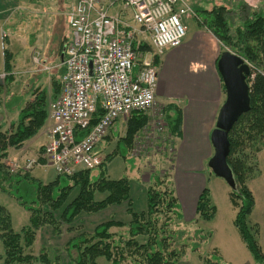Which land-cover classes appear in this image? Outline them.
<instances>
[{"label":"trees","instance_id":"16d2710c","mask_svg":"<svg viewBox=\"0 0 264 264\" xmlns=\"http://www.w3.org/2000/svg\"><path fill=\"white\" fill-rule=\"evenodd\" d=\"M226 12L223 5L205 10L206 27L219 41L235 50L255 68L246 77L250 108L237 119L228 133L229 153L226 161L234 181L229 197L237 209L232 224L254 262L264 264V252L255 237L258 230L256 225L248 223L255 201L247 184L249 179L259 173L257 153L264 148V7L260 11L253 10L250 15L246 13L241 24L233 31H230L224 16ZM139 46L148 49L144 44ZM11 60L12 54L4 48L5 85H9L13 79L9 72ZM157 61L155 58L154 62ZM57 89L59 92V83L53 82L54 95ZM222 91L225 93L223 84ZM19 99L20 96L8 98L4 103L5 108L8 111L15 109L21 101ZM46 104L45 92L40 91L19 110L17 122L11 124L10 131L0 130V159L6 157L9 147L20 148L41 129L47 119ZM98 115L100 109L95 114ZM160 117L165 121L171 136L174 138L178 135L179 106L175 102L164 104L160 108ZM149 119L145 111L131 112L120 142L97 168L117 155L127 157L128 147H131L136 134L147 125ZM120 143L124 147L122 151L119 150ZM7 169L5 163L0 161V192L13 198L30 214L28 223L15 231L10 213L0 205V241L3 248L0 264H62L58 256L50 258L46 249L38 254L29 252L36 239V230L51 225L57 231L59 222L70 224L82 212H99L121 202L129 204L127 211L130 218L127 222L110 218L97 223L92 231L80 230L68 239L64 248L71 264H97L99 257L106 259L109 264H176L187 248L200 252L209 236L203 233L196 219L190 224L177 225L175 229L170 227L173 217L176 220L183 217L171 178L156 176L150 181L144 190L146 208L134 211L131 208V186L127 177L111 179L101 176V172L93 175L91 170H82L71 176L57 175L53 181L43 184L26 171L10 172ZM75 188H78V193L66 203ZM96 193H104V196L97 200ZM57 210H61L59 220L55 214ZM215 213L216 207L211 203L209 190L204 187L195 205L197 219L211 221ZM112 227H126V233L116 235L111 232ZM190 228H193V236L187 235ZM220 261V252L216 248L202 256V264H224Z\"/></svg>","mask_w":264,"mask_h":264},{"label":"rangeland","instance_id":"374dc122","mask_svg":"<svg viewBox=\"0 0 264 264\" xmlns=\"http://www.w3.org/2000/svg\"><path fill=\"white\" fill-rule=\"evenodd\" d=\"M183 2L188 6L189 11L183 17V23L186 25L187 29L182 40L183 43L178 48H182L183 50L186 49L187 54H189V56L192 55V58H195L198 61L210 59V53H212V51L217 57L223 50H229L233 53H236L235 50L219 41L206 27L204 20L207 18V14L205 13V10H210L213 8V6H225L227 12L224 14V16L226 17V21H228L230 31H233L241 24V19H243V16H245L246 13L250 15L253 10L260 11L264 7V0H183ZM64 4L66 3H61L59 7H57V10H49L45 31L41 36V41L39 42L40 49H32L33 52L31 57H36L40 61L34 65L32 58L31 65L34 66V68L39 72L33 71L34 74L31 76H27V73H24L26 71L19 72L15 75L12 72V76L18 85L17 88L20 89L24 83L23 90L18 89V94L21 92L25 95L24 98H21V102L25 99L23 106L27 102H30L28 100H33L34 96L40 91L45 92L46 101L48 100L50 104L52 101H54L53 82L55 81H53L51 78L52 76L50 77V75L59 73V70L57 71V69L60 67L56 66V63L60 59L58 55L66 42L70 40V32L66 23V18L64 19L62 14V9H64L62 6ZM243 5L244 8H242ZM51 11H58L59 13L54 15L51 13ZM39 23L43 24L42 18H40ZM42 31L43 28L41 32ZM3 33L7 36L6 30L1 31L0 36ZM194 36H199V40H195ZM135 43L136 49L142 50L139 46L142 44L148 46V49L144 51H149L151 49L148 40L142 38L141 36L136 38ZM3 46L4 48L6 47L5 44L1 45L0 40V61L1 57L3 56H1V52L3 51V48L1 47ZM179 50L180 49H176L172 52H178ZM178 59L180 60L179 64L174 67L178 69L179 72L181 70L184 71L186 67V59L184 56H179ZM247 63L250 66V71L255 70L252 64L249 62ZM155 65H157L159 70L160 64ZM193 65L194 64L192 63V66ZM45 66H48L49 69H45ZM170 66L172 65L170 62H168V67ZM1 72L2 71L0 70V74ZM252 77L253 75L251 78ZM0 82H2L1 76ZM4 85L5 84H3V87H5ZM11 91H13L12 87L10 88V92ZM6 92L7 89L3 92V97L7 100L9 97L6 96ZM2 99L3 98L0 96V130L2 132H7L12 128L11 124L17 122V119H15V115L5 112V106L2 107ZM154 100V106L145 111L150 118L147 125L136 134L131 147H128L129 153L127 157L129 159L127 157L124 158L121 155H117L108 163L104 162L100 168H94L91 170V174L93 175L101 172V176L111 179H118L121 177L129 178V183L131 186V208H133L134 211H141L146 208L144 190L149 185V182L152 181L156 176L171 178V171L173 167L174 153L172 150V136L165 126V121L159 115L161 106L171 102L172 100L162 96L159 93L155 94ZM46 108L47 110L50 109V105H48V103L46 104ZM127 119L128 116L121 118L119 123L115 124L116 129L114 130V133L107 135L108 139L104 140V147L101 148V155L103 159L107 154H111L115 150L116 144L120 142L119 138L124 135ZM158 122H163L165 127L162 126V129L160 130L153 128V126L156 127ZM119 147L120 151H122L124 148L122 143H120ZM8 155L9 154L7 151L6 157L1 158L0 161L5 163L8 168L7 170L10 172L22 173L25 171L13 166H15V164L22 165L26 158H30L34 154H31V156L25 157L24 159L18 157L11 159L14 155ZM261 160L262 166L264 167L263 155ZM28 173L43 184H48L49 182L53 181L55 176H57L52 168L44 166L33 167ZM200 173H205L206 176L208 174H212L207 166V162L205 168L200 170ZM186 178L187 177L183 176L182 180H185ZM205 187L208 186L206 185ZM187 188L188 187L186 184H181L182 191H184V189L186 191ZM254 188L257 191V207L256 211L249 216L248 223L251 226L256 225L258 232L256 233L255 237L262 251L264 252V183L257 181L254 185ZM77 193L78 188L73 189L70 192L66 203L75 197ZM103 196L104 193L95 194V198L97 200ZM212 200L215 204L214 206H216L218 210L217 214L211 221L205 222L199 220L200 224L198 223V226L203 230V233L209 235L206 239V242L202 245L200 252H195L190 250V248H187L180 261L176 264H202V256L214 248H216L222 254L223 260L220 262L224 264H256L244 246L243 242L240 240L235 227L232 225L233 218H230V221H228L230 215H234V209L232 208L231 203L226 197H222L216 190L215 192L213 190ZM0 205L7 209V211L10 213L11 225L15 231H19L28 223V217L30 213L19 206L13 198L1 192ZM128 207V202H121L120 204L110 205L106 209L99 212H82L70 224L59 222V228L57 231H54L51 225H44L40 229L36 230V239L29 248V252L38 254L41 252V250L46 249L50 258L58 256L62 264H71L64 248V245L68 239L73 235H76L80 230L90 232L97 223L110 218L127 222L130 218L127 211ZM181 207V215L183 212L184 220L183 218L176 220L173 217V222L169 224L171 228L175 229V227H178L177 225L180 226L185 223L190 224L193 221L190 219V216L193 213V204L190 202L188 197L186 199H182ZM60 212L61 210H57L55 212L57 220H59L58 218ZM110 230L116 235L126 233V227H112ZM190 230L191 231H189L187 235L193 236V228H190ZM115 238H117V236H115ZM2 250L3 248L0 241V254L2 253ZM130 259L131 257H129V260ZM96 262L97 264H109L108 261L103 257H99Z\"/></svg>","mask_w":264,"mask_h":264},{"label":"built area","instance_id":"2783aa9c","mask_svg":"<svg viewBox=\"0 0 264 264\" xmlns=\"http://www.w3.org/2000/svg\"><path fill=\"white\" fill-rule=\"evenodd\" d=\"M120 2L129 17L109 14L106 0L70 1L66 12L70 40L58 63L62 73L48 113V140L13 167L22 171L50 167L63 176L94 169L103 160L99 144L109 128L133 111L154 106L158 82L154 59L181 44L189 8L183 0ZM138 36L148 40L149 51L136 49ZM38 61L33 57L34 63ZM98 109L100 115L95 116ZM157 124L156 130L166 126Z\"/></svg>","mask_w":264,"mask_h":264},{"label":"crops","instance_id":"0c3cea01","mask_svg":"<svg viewBox=\"0 0 264 264\" xmlns=\"http://www.w3.org/2000/svg\"><path fill=\"white\" fill-rule=\"evenodd\" d=\"M69 2L70 0H0V32L3 30L7 31L6 48L12 54V66L9 72H13L14 75L24 71H26L24 73H27V76L34 74L33 71H35V68L31 65V54L34 48L40 49L39 42L45 31L49 10H57V7H59L61 3H66L62 6L64 7V9H62V14L65 19ZM106 3L108 5L109 14L129 17L130 12L122 9L120 0H106ZM58 11H51V13L56 15L60 12ZM40 18H42L43 24L39 23ZM42 28L43 31L41 32ZM198 37L199 36H194L195 40H199ZM182 43L183 42H181L180 45H182ZM180 45L166 50L161 57L155 94L159 93L162 96L170 98L172 100L171 102H175L180 108L179 133L173 138L174 161L171 171V180L180 207L182 199H186L187 197L190 199V202L193 204V213L190 219H196L198 225L200 219H197L195 214V205L200 192L206 185L208 186L206 188L209 190V197L213 205H215L212 200L213 190L214 192L216 190L222 197H226L231 203L229 197L230 187L222 178L214 174H208L206 176L205 173H200V170L205 168L206 162L213 153L210 133L215 126L218 110L224 100V93L222 91V81L216 69L215 62L217 56H215L214 52L212 51V53H210V59L198 61L195 58L193 59L192 55L189 56L186 49L183 50L182 48H178ZM176 49L180 50L178 52H172ZM60 52L58 56H60ZM179 56H184L186 59L185 70H181V73L174 67L179 64ZM168 62H170L172 66L168 67ZM192 63L194 64L193 66ZM0 70H4L2 57L0 61ZM58 70V74L50 75V77L52 76L51 78L53 81L59 83L62 68L60 67L57 71ZM3 84L4 81L0 82V96L3 98L2 107L5 106L4 103L6 98L3 97V92L6 91V89V96L9 97V99L12 98V96H20L19 101L21 98H24V93L20 92L18 94L19 90H23L24 83L20 89L17 88L18 85L14 78L9 85H4L5 87H3ZM11 87L13 91L10 92ZM57 93L58 89L54 97ZM24 100L22 102L20 101L19 105L15 106V109L8 111L4 108L5 112L15 115V119H17L19 110L23 107ZM31 100L32 99L28 101ZM47 103L50 105L48 100ZM119 120L109 128L107 135L114 133L116 129L115 124H118ZM49 125L50 123L47 118L41 129L31 139L25 141L20 148L15 149L9 147L8 156L14 155L13 157L11 156V159H15V157L24 159L25 157L31 156V154H35L48 140L47 133ZM107 135L99 144L100 150L104 147V140L108 139ZM262 155L264 156V148L257 153L259 173L247 182L255 201L251 215L256 211L257 207V191L254 185L257 181L264 183V167L262 166L261 160ZM183 176L187 178L182 180ZM181 184L187 185L188 188L186 191L185 189L182 191ZM232 208L234 209V215H230L228 221H230V218L234 219L237 211L233 205ZM217 212L218 210L216 208L215 215ZM182 216L184 220L183 212ZM220 259L221 261L223 260L221 253Z\"/></svg>","mask_w":264,"mask_h":264},{"label":"water","instance_id":"95a60500","mask_svg":"<svg viewBox=\"0 0 264 264\" xmlns=\"http://www.w3.org/2000/svg\"><path fill=\"white\" fill-rule=\"evenodd\" d=\"M216 69L224 87L225 98L210 133L213 153L207 166L212 174L222 178L232 188L234 181L226 161L229 153L228 133L237 119L250 108L249 85L246 82L250 66L238 54L223 50L216 60Z\"/></svg>","mask_w":264,"mask_h":264}]
</instances>
